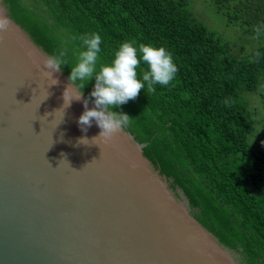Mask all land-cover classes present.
<instances>
[{
  "label": "trees",
  "instance_id": "trees-1",
  "mask_svg": "<svg viewBox=\"0 0 264 264\" xmlns=\"http://www.w3.org/2000/svg\"><path fill=\"white\" fill-rule=\"evenodd\" d=\"M229 23L264 33V0H216ZM9 16L49 57L66 51L62 72L102 38L101 63L126 41L168 49L178 67L168 86L141 89L114 112L165 176L189 213L238 264H264V44L246 49L210 29L191 0H3ZM147 69L141 62L138 74ZM142 78V75L141 77ZM88 102L95 77L81 88ZM95 105V104H94ZM263 112H262V111Z\"/></svg>",
  "mask_w": 264,
  "mask_h": 264
},
{
  "label": "water",
  "instance_id": "water-1",
  "mask_svg": "<svg viewBox=\"0 0 264 264\" xmlns=\"http://www.w3.org/2000/svg\"><path fill=\"white\" fill-rule=\"evenodd\" d=\"M2 2L12 26L0 34V264H238L131 133L91 140L101 129L79 127L83 94L64 112L68 77L42 76L48 56Z\"/></svg>",
  "mask_w": 264,
  "mask_h": 264
},
{
  "label": "clouds",
  "instance_id": "clouds-1",
  "mask_svg": "<svg viewBox=\"0 0 264 264\" xmlns=\"http://www.w3.org/2000/svg\"><path fill=\"white\" fill-rule=\"evenodd\" d=\"M11 26V20L0 14V34L10 30ZM73 39H79L84 50L79 52L77 63L70 67L71 72L68 77L70 84L63 92L64 103L61 108L65 112L73 100H81L82 92L78 95L71 92L72 85L79 81L82 82L79 86L84 89L95 77L94 89L91 92L95 107L88 108V102L85 100L84 111L78 118V125L84 132L91 127L93 120L101 129L99 135L91 140L100 137L108 141L122 127L129 124L131 118L122 112L112 111L114 107L135 99L140 90L145 87L148 93H154L157 84L168 86L178 72L172 53L165 47H155L150 43L137 45L131 41L121 43L111 61L101 63L97 68L99 54L102 51L101 36L92 32L73 37ZM66 54V51L60 50L43 61L40 72L42 76L51 79V85L59 83L58 79L53 78V73L59 71L62 65H67L64 59ZM141 62L147 65V69L142 71V74H138ZM141 75L142 78H140ZM45 115H51V113ZM88 140L87 137H81L77 143L88 145Z\"/></svg>",
  "mask_w": 264,
  "mask_h": 264
},
{
  "label": "rangeland",
  "instance_id": "rangeland-1",
  "mask_svg": "<svg viewBox=\"0 0 264 264\" xmlns=\"http://www.w3.org/2000/svg\"><path fill=\"white\" fill-rule=\"evenodd\" d=\"M191 2L195 14L203 19L210 29L234 41L237 46L244 45L251 51L254 47L264 44V33L250 34L239 23H229L227 17L218 11L216 0H191Z\"/></svg>",
  "mask_w": 264,
  "mask_h": 264
}]
</instances>
